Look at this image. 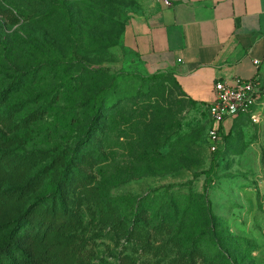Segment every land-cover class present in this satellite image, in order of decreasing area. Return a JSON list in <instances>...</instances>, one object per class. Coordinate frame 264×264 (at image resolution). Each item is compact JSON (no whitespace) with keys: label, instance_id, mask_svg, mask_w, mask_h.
<instances>
[{"label":"trees","instance_id":"trees-1","mask_svg":"<svg viewBox=\"0 0 264 264\" xmlns=\"http://www.w3.org/2000/svg\"><path fill=\"white\" fill-rule=\"evenodd\" d=\"M13 1L12 7L0 6L7 20L20 24L17 32L0 34V264H80L72 249L80 221L78 190L93 197L98 217L124 240L149 244L153 233L163 234L179 263L250 264L253 239L233 234L208 196L218 162L228 170L232 156L243 152L245 143L234 144V132L250 118L239 115L227 133L222 128L213 151L217 161L203 171V190L195 174L178 190L160 187L136 200L105 197L99 187L87 188L89 171L103 162L104 147L119 128L117 113L137 99L164 96L162 75L136 78L101 67L74 77L81 56L124 46L127 20L116 15L119 0H33L35 8L32 0H5ZM51 74L64 88L49 101ZM64 101L75 109L62 126H86V134L68 148L50 141L60 129L45 124L54 103ZM44 139L46 147L40 144ZM190 153L189 146L178 149L181 167L190 164ZM164 156L171 160L170 153ZM142 158L144 165L157 161L144 151Z\"/></svg>","mask_w":264,"mask_h":264},{"label":"rangeland","instance_id":"rangeland-1","mask_svg":"<svg viewBox=\"0 0 264 264\" xmlns=\"http://www.w3.org/2000/svg\"><path fill=\"white\" fill-rule=\"evenodd\" d=\"M119 1L120 11L116 15L125 17L127 26L132 13L143 0ZM13 3L16 2L7 4L5 0H0V6L12 7ZM31 3L35 8L36 1ZM19 29V23L12 24L0 13L1 35L13 34ZM81 59L83 62L74 77L84 68L93 71L103 67L110 73H130L136 78L161 74V83L165 87L164 96H154L145 102L137 99L136 104L127 103L122 112L117 113L119 128L112 135L110 144L104 147L103 162L97 169L89 171L91 177L86 181L87 188L99 187L105 197L120 201L128 198L136 200L160 187L176 185L174 189L178 190L180 184L189 182L197 174L195 185L203 190V171L217 161L210 148L209 103L200 104L189 98L173 71H139L136 57L124 46L118 45L102 53L91 52L87 57L81 56ZM50 78L51 83L46 84L49 101L64 88L62 79H57L54 74ZM133 80L136 79L133 78L127 85H131ZM53 107L45 124L60 130L50 137V141L68 148L86 134V126L82 124L74 126V129L62 126L75 109L68 101L56 102ZM155 108L158 113L153 112ZM257 136H264L263 125L243 121L234 132V144H244L247 139ZM180 139L184 143L172 146ZM224 139L221 138V142ZM40 144L46 147V140ZM181 146L191 148L190 158L186 161L190 164L185 167L178 164L182 161V156L178 154ZM257 149L256 157L255 153H251L247 157L234 158V164L228 170H224V163L219 161L216 166V170L220 171L217 182L208 191L212 210L228 219L232 233L253 239L254 250L248 252L247 257L250 264H264V140ZM143 151L157 161L144 165ZM167 153H170L171 160L165 159ZM133 175L136 176L132 178ZM86 194L78 190L80 200L74 199L80 221L73 233L72 249L80 264H183L178 262L177 251L168 246L163 234L153 233L149 244L122 239L98 217L93 197L90 194L84 196Z\"/></svg>","mask_w":264,"mask_h":264},{"label":"crops","instance_id":"crops-1","mask_svg":"<svg viewBox=\"0 0 264 264\" xmlns=\"http://www.w3.org/2000/svg\"><path fill=\"white\" fill-rule=\"evenodd\" d=\"M124 47L139 71H173L189 98L210 103L219 80L258 76L264 83V0H143L126 26ZM233 123L227 119L224 132ZM262 140L247 139L233 159L256 157Z\"/></svg>","mask_w":264,"mask_h":264},{"label":"built area","instance_id":"built-area-1","mask_svg":"<svg viewBox=\"0 0 264 264\" xmlns=\"http://www.w3.org/2000/svg\"><path fill=\"white\" fill-rule=\"evenodd\" d=\"M254 63L258 65L259 60ZM215 98L209 103L208 112L211 120L209 128L210 148L217 149L220 132L229 118L245 115L253 123H260L264 115V83L253 78L236 77L229 81L219 80L214 86Z\"/></svg>","mask_w":264,"mask_h":264}]
</instances>
